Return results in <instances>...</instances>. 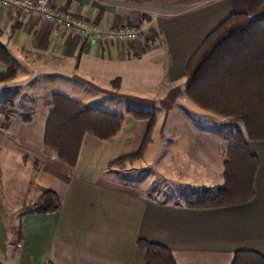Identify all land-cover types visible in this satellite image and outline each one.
Masks as SVG:
<instances>
[{
    "label": "crops",
    "instance_id": "0c3cea01",
    "mask_svg": "<svg viewBox=\"0 0 264 264\" xmlns=\"http://www.w3.org/2000/svg\"><path fill=\"white\" fill-rule=\"evenodd\" d=\"M55 3L98 30L134 27L148 35L97 43L90 30L79 38L0 7V43L14 70L0 83L6 127L0 133V264L9 255L15 264H144L139 241L167 248L175 264H231L237 251L264 257V142L248 144L259 160L252 200L221 208L185 205L203 190L222 187L227 146L209 130V115L193 112L184 77L189 56L212 30L231 14L263 17L264 0ZM5 71L0 62V74ZM52 94L86 106L104 96L110 107L104 111L123 116L120 131L109 140L86 134L69 168L43 146ZM131 106L154 111L153 123L127 114ZM146 170L172 180L177 190L170 199L148 193ZM42 189L60 198V209L22 213ZM9 217L21 223L16 242L4 220Z\"/></svg>",
    "mask_w": 264,
    "mask_h": 264
},
{
    "label": "trees",
    "instance_id": "16d2710c",
    "mask_svg": "<svg viewBox=\"0 0 264 264\" xmlns=\"http://www.w3.org/2000/svg\"><path fill=\"white\" fill-rule=\"evenodd\" d=\"M141 2L143 0H125ZM173 2L177 0H154ZM153 40V39H152ZM0 62L6 71L0 83L14 76L6 48L0 43ZM185 95L198 109L241 125L221 133L226 143L223 185L217 191L203 190L187 198L193 209L221 208L243 204L254 196L258 158L248 150L249 143L264 142V16L251 19L245 14H231L212 30L189 56L184 72ZM51 112L46 122L43 146L58 160L73 168L83 137L90 134L109 140L120 131L123 116L80 104L60 94L50 96ZM4 106L0 107L3 114ZM127 114L153 123L154 111L128 108ZM141 151L129 157L137 159ZM38 164L35 165L37 170ZM60 198L42 189L36 201L20 211L52 214L60 209ZM21 223L12 227V240L21 239ZM144 249V264H175L171 252L160 245L139 241ZM231 264H264V257L253 251H237Z\"/></svg>",
    "mask_w": 264,
    "mask_h": 264
},
{
    "label": "built area",
    "instance_id": "2783aa9c",
    "mask_svg": "<svg viewBox=\"0 0 264 264\" xmlns=\"http://www.w3.org/2000/svg\"><path fill=\"white\" fill-rule=\"evenodd\" d=\"M56 0H0V7L16 11L23 16H30L38 21L53 24L71 35L83 38L91 31L89 38L103 44H126L137 41L147 32L134 27H123L115 31H101L81 17H75L68 11L58 8ZM5 122L0 114V133L5 132Z\"/></svg>",
    "mask_w": 264,
    "mask_h": 264
},
{
    "label": "rangeland",
    "instance_id": "374dc122",
    "mask_svg": "<svg viewBox=\"0 0 264 264\" xmlns=\"http://www.w3.org/2000/svg\"><path fill=\"white\" fill-rule=\"evenodd\" d=\"M186 91V90H185ZM70 98L71 97V93H70ZM96 101V100H95ZM94 103H92V101H90V105L94 108H100L101 110H110L107 106V98H105L104 96H99L98 100ZM189 101V100H188ZM190 102V101H189ZM191 106V108L193 109V112L196 113H204L205 115H209V130L213 133H219L221 135V133H229V132H233L235 127H238L239 129L242 130L241 125L238 123H234L231 122L230 120L224 119V118H220L217 117L213 114L204 112L200 109H198L196 106H194L191 102L189 104ZM131 109H134V107H130ZM122 109V106H116L115 107V112H120V110ZM207 117V116H206ZM144 181H145V187L146 190L148 191V193L150 195H153L155 197V193L156 190L159 192V194H156V197L158 199L164 200V197L166 199H170L171 196H169L173 191L176 192V185L172 182V180L167 179V178H160V177H156L154 175L151 174V172L149 171H144ZM175 181V180H174ZM7 220L6 224H7V230H8V234L9 236H12V227L16 226L17 224H14L15 222L11 223V219L9 218H4V220ZM7 264H15V260L12 258L11 255L8 256V263Z\"/></svg>",
    "mask_w": 264,
    "mask_h": 264
}]
</instances>
